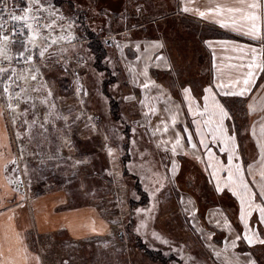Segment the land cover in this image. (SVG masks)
I'll use <instances>...</instances> for the list:
<instances>
[{"label": "rangeland", "instance_id": "1", "mask_svg": "<svg viewBox=\"0 0 264 264\" xmlns=\"http://www.w3.org/2000/svg\"><path fill=\"white\" fill-rule=\"evenodd\" d=\"M13 1L18 15L29 2ZM180 1L40 0V24L50 27H41L31 65L12 63L28 76L17 81L27 92L14 110L7 108L0 83V264L12 263L15 255L19 264L25 255L31 264L29 249L42 264H217L207 245L220 242L225 232L202 221L215 206L227 208L242 238L240 201L225 183L229 153L221 151L223 141L212 139L200 113L205 95L219 98L238 145L234 163L246 169L256 155L248 127L261 113L256 107L249 114L248 104L259 107L264 90L251 100L249 94H225L233 89L216 81L227 84L239 73L227 67L224 79L213 77L211 50L218 39L260 42L184 11ZM198 1L203 8L213 5L205 11L210 16L216 14L209 9L235 3ZM17 50L20 43L13 45ZM159 53L168 57L169 69L152 64ZM230 53L228 64L239 63V53ZM145 67L142 80L149 82L134 76ZM29 68H39L35 81ZM209 87L212 93L204 91ZM218 161L225 168L217 172L210 165ZM255 203L263 204L258 195ZM250 217L264 264V223L258 210Z\"/></svg>", "mask_w": 264, "mask_h": 264}, {"label": "snow or ice", "instance_id": "2", "mask_svg": "<svg viewBox=\"0 0 264 264\" xmlns=\"http://www.w3.org/2000/svg\"><path fill=\"white\" fill-rule=\"evenodd\" d=\"M44 5L40 0H29L27 6L22 9V14H16L15 10L8 11L7 19H5L3 14H0V65L7 62V66H0V83L3 84L2 92L6 98L7 108L14 110L18 107V101L24 99V93L27 92V88L20 86L17 81L27 82L28 76L23 74L24 70L18 72L17 68L12 67V63L15 60L19 63L21 60L28 65H31L34 61V55L31 49L37 48V41L42 35L41 27L49 28L50 25L40 24V12L43 10ZM187 7L184 11H188ZM5 11H7L5 7ZM209 12H215L216 16L219 17L217 22L223 28H231L233 31L239 32L242 35H246L253 40L260 42V47L247 46H235L233 51L239 53L235 57L239 63L228 64L229 69L235 70L239 73L236 78H229L228 83L223 82L217 84L219 88L233 89L225 94L245 96L252 91V85L256 78V73H264V28H262L261 21L264 20V0H235L234 5H218L215 9H209ZM199 15L204 17L206 13L200 11ZM11 22L13 27L9 29L6 27ZM19 23L21 26L19 29L15 25ZM26 34V39L18 41L16 38L21 35ZM20 43L22 50H17L13 53V45ZM55 43V41H53ZM225 44L229 42H223ZM46 49H41L39 51V56L43 58L45 56ZM229 59H232L231 57ZM244 70V71H241ZM31 80L35 81L37 79V74L39 73V68L35 69V73L32 69H27ZM144 75L147 76V68L144 70ZM7 76L5 80L4 77ZM12 85L16 87L13 88ZM145 88L148 87L147 84L144 85ZM11 89V90H10ZM18 89V90H17ZM36 89H34L35 91ZM206 93H212V88H206L204 90ZM186 94L189 93V89H184ZM52 93L49 91L48 95ZM204 105L203 112L200 115L207 116L204 120V124L207 125L208 131L211 134L213 140H221L224 143V148L221 151L227 150L228 164H227V177L226 185L230 188L234 195L239 198L240 201V219L246 221L247 217L252 215L253 211L258 210L259 220L264 223V204H256L255 200L257 198V193L253 191V186H258L259 196L264 198V116L260 117L259 124V134L256 131V124L253 123L252 126V136L256 138V143L259 148V169L254 167V164L250 163L247 165L246 169L242 163H234V156L239 159L237 150L238 145L235 143V136L229 135L228 130L225 128L224 120L229 117V113L224 109V107L216 101L214 95H205L203 97ZM264 99V98H262ZM248 109L250 114L257 111L254 103L248 104ZM191 111V105L189 107ZM260 111L264 112V104L261 105ZM150 111H154L150 109ZM166 111L172 112V123H176L175 112L171 108L166 109ZM195 114V113H194ZM197 133L201 134V143L203 140V133L200 130V122L197 121ZM164 131H168L167 124L164 126ZM180 144L179 137L176 139L173 145V152L176 150V146ZM193 148L196 147L195 144L192 145ZM207 147V145H205ZM112 154V150L109 149V155ZM199 158V157H198ZM209 158H212L211 152H209ZM9 163L15 164V160L9 161ZM217 172L223 168L225 165L222 162H217L214 165H210ZM4 169H7V164H5ZM247 173V176L245 175ZM250 176L249 180L247 177ZM218 191L221 189L217 188ZM191 203V201H189ZM139 211V210H138ZM247 227V224H246ZM156 236V233H153ZM253 235H246V239L251 244L255 237ZM157 238H159L157 236ZM239 239V237H237ZM260 243H264V240H260ZM219 255V253H216ZM37 264H39V257L35 258ZM28 257L25 255L23 257L24 264H27ZM13 264H18V262H13ZM249 264H255V261H250Z\"/></svg>", "mask_w": 264, "mask_h": 264}, {"label": "crops", "instance_id": "3", "mask_svg": "<svg viewBox=\"0 0 264 264\" xmlns=\"http://www.w3.org/2000/svg\"><path fill=\"white\" fill-rule=\"evenodd\" d=\"M209 2L210 3H214V2H211L210 0H209ZM200 4H199L198 0H193V1H190V2H188L187 0H181L180 1L181 9L182 8L184 9L185 7H187L189 9L187 12H189V13H191L193 15H197L198 18H201V16L199 15L200 11H204L205 12L208 8L213 6V5L210 4L209 7L207 6V7L203 8L202 5L204 3L200 1ZM205 18L206 19H210L212 21H216V24L220 25L217 22L219 17L210 16V15L206 14L204 17H202V19H205ZM225 29L233 31L231 28H225ZM233 32H236V31H233ZM236 33H239V32H236ZM239 34H241V33H239ZM223 42H229V43L225 44ZM215 44H217V45L214 48H212L211 52H212V55H213V60H212L213 77L215 76L217 79H224V77H226V76H224V73L229 71V69L227 68V65H228V63H230V61L227 59V55L231 54L230 52L233 50V48L235 46H237V45L241 46V47L252 46V47H256L257 49H259V47H260V45H246V44H243V43H241L239 41L225 40V39H218L215 42ZM149 48H152V50H150V52H152L154 50L153 47H149ZM237 55H239V54H237ZM154 58L155 59H153L154 62H152V64H154L155 67L163 68L165 70L170 68L169 66H171V64L168 62V57L165 56L164 54L162 55L161 53H159ZM224 60H226V61H224ZM145 68L141 71L142 72V76H139V75L137 76L135 73H134V76L136 78L141 79V81H143V82H149L150 80H142V79H145L147 77V76L144 75ZM241 71H244V70H241ZM147 72H149V71L147 70ZM216 82L219 83V82H225V81L217 80ZM263 90H264V73L257 72L256 73V78L254 80V84L252 85V91L250 93H248L249 96H250V100L253 99L254 96L259 94ZM234 96L240 97V96H237V95H234ZM249 96H247L245 98H248ZM215 99H216V101H219L218 97H215ZM219 104H221V102H219ZM262 104H264V101L260 104L259 107H258V105H256L255 107L260 108ZM197 106H198V104H197ZM198 108H199V106H198ZM248 113L250 114L249 109H248ZM252 114H254V112ZM261 116H264V112H262V111L257 117H255L254 119L251 120V123H250V125L248 127L249 136L252 138L254 146H255V149H256V153H255L256 155L253 158L254 160L253 161L251 160L250 162L252 164H254V167L256 169L258 168L256 166L259 165V148H258L257 143H256V138H254L252 136V126H253V123L255 122L256 131H257V134H259V124L261 122L260 121V117ZM224 125H225V128L228 131H230V128L225 123V121H224ZM248 178L251 179L250 176H248ZM254 190L257 193L258 197H260L259 196V188H258V186H254ZM260 199H261V201L264 204V198L260 197ZM197 210H198V205L197 204L195 205L193 210L191 208L189 209L191 215H192V213L194 215V213H196ZM198 219L202 220V216H200V217L196 216L195 217V220H198ZM202 221H203V223H205V225L209 226L214 231H223V232H225V235H224V237L221 238L220 242L217 243L215 241L212 246L207 245V248L211 247V249L213 251V253H212L213 260H215L217 264H223L222 262L225 259L229 260V262H227L226 264H249V262L253 261V260L255 261V264H258L257 260L255 259V256L253 255V253L251 252L250 249H247V248L240 249L239 248L240 242L238 240L240 238L237 239V237H239L240 232L233 227V223L231 222L229 215L227 214V212L222 207L215 206V207L208 208L207 211L204 214V220H202ZM240 223L242 225V234H243V236H242V238L240 240L244 241L246 239L245 238L246 235H250V233H251V229L249 227L250 223H249L248 219H246V221H242L241 220ZM246 224H247V227H246ZM231 227H232V229H231ZM195 228H199L201 230L202 227L198 223H195ZM254 240H255V238H254ZM224 242H229V245H227V246L224 245ZM245 242L248 245H251V244L254 243V241H253V243L250 244L248 242V240H246ZM3 248L4 247L1 245V242H0V254L2 253V249ZM29 250L31 251L30 252V254H31L30 256H31L32 260L34 259V262H32L31 264H37V260L35 259L37 256L35 257V252H33V250H31V249H29ZM186 253H187V251H184L185 255L183 256V258L187 257ZM216 253H219V255H217ZM39 260H40V264H42V261H41L40 257H39ZM10 261H12V263H10V264H13L14 261L18 262V264H19V261L17 260V256L16 255Z\"/></svg>", "mask_w": 264, "mask_h": 264}, {"label": "built area", "instance_id": "4", "mask_svg": "<svg viewBox=\"0 0 264 264\" xmlns=\"http://www.w3.org/2000/svg\"><path fill=\"white\" fill-rule=\"evenodd\" d=\"M5 7L7 9V11H5ZM11 5H10V1L9 0H2L0 1V14H3L5 19H7V14L8 11H11ZM6 27H8L9 29H11V27H13V25L11 24V22L6 25ZM15 27H17V29H19L20 27L16 24ZM19 37V36H18Z\"/></svg>", "mask_w": 264, "mask_h": 264}, {"label": "trees", "instance_id": "5", "mask_svg": "<svg viewBox=\"0 0 264 264\" xmlns=\"http://www.w3.org/2000/svg\"><path fill=\"white\" fill-rule=\"evenodd\" d=\"M0 1H2V0H0ZM10 2H12L13 0H9ZM14 2V1H13ZM79 18H81L80 16H79ZM227 210V208L225 209V211ZM228 211V210H227ZM239 220V219H238ZM240 222V221H239ZM234 224V223H233ZM241 223H239V225H240ZM236 227H237V229H240L237 225H235ZM240 244L243 246V248H247V249H250L251 250V252L253 253V255L255 256V259L257 260V262H258V264H262V263H260L259 261H260V257L257 255V253H256V250H255V248H257L256 247V244L254 245V244H251V245H245L244 244V242L243 241H240ZM242 248V247H241Z\"/></svg>", "mask_w": 264, "mask_h": 264}, {"label": "bare ground", "instance_id": "6", "mask_svg": "<svg viewBox=\"0 0 264 264\" xmlns=\"http://www.w3.org/2000/svg\"><path fill=\"white\" fill-rule=\"evenodd\" d=\"M57 115V114H56Z\"/></svg>", "mask_w": 264, "mask_h": 264}]
</instances>
